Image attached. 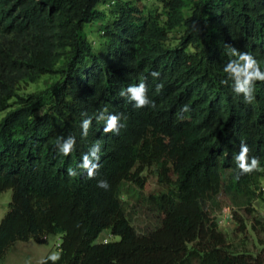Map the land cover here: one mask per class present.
Returning a JSON list of instances; mask_svg holds the SVG:
<instances>
[{
    "label": "trees",
    "instance_id": "1",
    "mask_svg": "<svg viewBox=\"0 0 264 264\" xmlns=\"http://www.w3.org/2000/svg\"><path fill=\"white\" fill-rule=\"evenodd\" d=\"M115 1L0 0V194L12 191L0 264L17 242L52 236L61 237L59 258L42 264H264V251H235L216 216L224 198L244 234L240 211L252 216L264 199V82L251 103L233 92L234 78L221 83L234 58L227 46L264 71V0H161V9ZM47 77L50 85L21 93ZM141 82L150 103L137 108L127 89ZM241 143L259 170L240 168ZM152 166L167 191L148 198L161 225L140 236L122 197L128 183L145 191L141 174ZM250 227L264 233L258 216ZM105 232L118 240L100 241Z\"/></svg>",
    "mask_w": 264,
    "mask_h": 264
},
{
    "label": "rangeland",
    "instance_id": "2",
    "mask_svg": "<svg viewBox=\"0 0 264 264\" xmlns=\"http://www.w3.org/2000/svg\"><path fill=\"white\" fill-rule=\"evenodd\" d=\"M113 1V0H109ZM115 1V0H114ZM122 1H131L138 6H147L149 8H159L162 7L161 0H122ZM117 4V0L115 1ZM115 7V5H114ZM108 6H101L102 10L107 9ZM111 10H114L112 7ZM86 33L89 38L94 43V47H97L99 44V38L102 33H100V28L96 25L88 26L86 28ZM181 33L179 30H176L170 34L169 44L173 47L179 44V39ZM53 82V78L47 77L42 80L39 84H29L22 85L21 93H32L41 89L45 85H50ZM2 117V115L0 116ZM157 166H152L146 168L141 174V178L146 182L145 191H143L138 183H128L125 185V194L122 197L126 204L127 215L130 219L131 226L135 229L138 235L148 236L150 233L157 230L161 225L162 216L158 214L155 210L151 208L148 204V198L151 195H159L167 191L166 186L161 184L158 180ZM12 200V191L8 190L0 194V222L5 217L9 210V204ZM224 203L223 209L216 212L218 220L224 214L225 209L229 208L228 204L224 198L221 199ZM257 211L249 216L246 213L240 211L241 216H243L247 226L248 231L244 234L237 231L235 221H228L225 227H220L228 237V241L231 244L232 248L235 251H248L253 255H258L260 252L264 251V233L255 234L250 227L251 220L258 216L261 220L264 221V199L260 200L259 203H255ZM230 209V208H229ZM231 226V227H229ZM118 240L115 237L110 236L108 232H105L101 235L100 241H115ZM47 244L38 247V250H41V254L36 253L37 251L32 250L31 248L36 245L33 243L30 244H21L19 243L17 251L13 255L15 258L8 261L6 264H40L44 254L48 253L50 255H56L58 253V246L61 244L60 236H52L47 240Z\"/></svg>",
    "mask_w": 264,
    "mask_h": 264
},
{
    "label": "clouds",
    "instance_id": "3",
    "mask_svg": "<svg viewBox=\"0 0 264 264\" xmlns=\"http://www.w3.org/2000/svg\"><path fill=\"white\" fill-rule=\"evenodd\" d=\"M229 51L228 54L233 59H230L226 66L224 67V72L227 73V79L222 80V84H227L228 79L234 78L236 82V87L234 89V93L238 95V93H244V101L246 103H251L253 100V85L256 81L264 82V71H261L260 65L258 61L248 52H242L235 47L227 46ZM241 61L243 64H241ZM151 75L153 77H158L159 72H152ZM159 87V86H158ZM129 92L132 93V99H134L137 103L134 107H144L146 104L150 102L145 99L147 88L145 83L141 82L139 87H133L131 85L128 86L127 89ZM120 95H124V91L120 92ZM155 107V105H152ZM106 110V109H105ZM183 111H188L187 106L184 107ZM119 115L110 116L108 120V126L104 129L105 132L112 131L117 124ZM90 124V120L83 122V132L84 135L87 134V127ZM75 142L74 138L70 139V142L63 146V154L65 156L69 155L72 149V145ZM248 152V147L241 143V153L238 157L240 161V168L244 169L245 173L251 172L253 169L259 170V161L257 158H252V165H248L246 162V155ZM99 165L93 166V168L89 169L88 177L93 178L95 175V170L98 168ZM97 186L107 190L109 188V184L105 180H100L97 183ZM50 259H58L59 257L56 255H52L49 257Z\"/></svg>",
    "mask_w": 264,
    "mask_h": 264
},
{
    "label": "crops",
    "instance_id": "4",
    "mask_svg": "<svg viewBox=\"0 0 264 264\" xmlns=\"http://www.w3.org/2000/svg\"><path fill=\"white\" fill-rule=\"evenodd\" d=\"M263 186H264V181H263ZM257 203H259V200L256 202V204H257ZM228 221H231V220H228ZM228 221H227V222H228ZM227 222H226V223H227ZM225 225H226V224H225ZM224 227H225V226H224ZM229 227H231V226H229ZM19 243H21V244H30V243H33V245H36L37 248L33 246V247L31 248V251H32V250H35V251H37L36 253L39 252V254H41V250H38V249H39L38 247H41L42 245H44V244H38V243L35 242L34 240H30V241H27V242H17V243L15 244V246L13 247V249L10 251V253L8 254V256L6 257V259L4 260V262H3L2 264H6L8 261H10L11 259L15 258L13 255H14L15 252L17 251V247H18ZM47 243H48V242H47ZM47 243H46V244H47ZM46 244H45V245H46ZM57 249H58V248H57ZM50 256H52V255H50V254H48V253L44 254L43 257H42V261L40 262V264H42L43 261H44L45 259L49 258ZM56 256L59 257V251H58V253L56 254ZM52 260H54V259H52ZM55 260H57V259H55Z\"/></svg>",
    "mask_w": 264,
    "mask_h": 264
},
{
    "label": "built area",
    "instance_id": "5",
    "mask_svg": "<svg viewBox=\"0 0 264 264\" xmlns=\"http://www.w3.org/2000/svg\"><path fill=\"white\" fill-rule=\"evenodd\" d=\"M113 3L114 2H112V4ZM262 193L264 195V186L262 187ZM228 220H231V221L233 220V215H232L231 209H229V208L225 209L224 214L221 216V218L219 220V226L224 227ZM105 242H107V241H105Z\"/></svg>",
    "mask_w": 264,
    "mask_h": 264
}]
</instances>
